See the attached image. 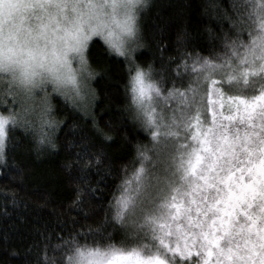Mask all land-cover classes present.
Returning <instances> with one entry per match:
<instances>
[{
    "label": "snow or ice",
    "instance_id": "6c2138e0",
    "mask_svg": "<svg viewBox=\"0 0 264 264\" xmlns=\"http://www.w3.org/2000/svg\"><path fill=\"white\" fill-rule=\"evenodd\" d=\"M251 6L264 10V0ZM238 7L233 0L230 9ZM148 8L149 0H0V162L30 137L37 153L57 151L65 121L54 118L56 97L91 119L93 136L110 139L92 112L93 36L123 59L125 110L151 136L150 146H137L136 190L129 196L130 182L121 180L107 205L97 194L104 185L92 183L102 163L87 152L94 145L69 157L65 168L86 182L72 210L79 215L87 193L99 204L96 227L44 243L35 264H264V76L258 94L241 90V81L255 89L249 76L264 73V18L245 43L242 22L225 8L218 18L236 31L209 28V56L189 51L180 30L175 54L165 59L167 45L158 42L159 61H143L134 54L151 47L142 25ZM78 127L74 119L71 129Z\"/></svg>",
    "mask_w": 264,
    "mask_h": 264
},
{
    "label": "trees",
    "instance_id": "16d2710c",
    "mask_svg": "<svg viewBox=\"0 0 264 264\" xmlns=\"http://www.w3.org/2000/svg\"><path fill=\"white\" fill-rule=\"evenodd\" d=\"M232 2L233 0H149L142 25L151 41V47L139 49L134 55L143 61L155 56L159 61V42L167 45L168 50L164 53V58L167 59L177 50V31L183 30L186 33V48L201 56H209L212 51L209 28L218 33L223 29L235 34V28L227 20L218 18L221 10L230 9ZM235 3L239 7L230 9V13L234 19L242 22L244 30L240 39L247 43L250 39L249 30L253 34L259 31L257 23L264 18V10L251 6L255 5L256 0H235ZM213 4L217 8L214 9ZM86 51L90 66L98 73L90 82L97 97L92 112L98 126L105 130L110 139L93 136L91 119L86 120L60 97H56L53 100L54 118L65 121L55 134L57 151L51 153L44 150L37 153L33 150L34 140L31 137L9 149L6 163L0 162V264H35L37 257L43 256L44 243H56L61 234L66 236L73 228L79 231L81 227L87 230L89 225L96 227L92 214L99 204L87 193H81L84 205L79 215L72 210L76 187L86 182L77 181V173H70L65 168L70 156L77 152L84 155L82 149L89 143L94 145L88 146L87 152L99 153L102 163L99 166L100 175H94L92 183L100 181L104 185L97 189V194L103 193V203L107 205L121 180L131 182L135 176L140 162L137 146L143 149L151 144V136L143 120L132 119L125 110L128 77L123 59L115 55L109 56L104 41L96 36L90 39ZM262 76L264 73L259 72L256 76L250 75L249 81L257 82L255 89L241 81V90L247 94L253 91L258 94V81ZM74 119L79 124L75 132L71 129ZM85 133L88 134L87 141L82 139V134ZM137 183L138 181L135 187ZM85 213L88 214V219L84 218ZM99 215L102 217L103 212ZM72 221L76 223L73 224ZM41 233L44 234L43 241ZM49 236L51 241L47 240ZM121 239V233L114 234L115 242L119 243ZM48 255H52L50 249Z\"/></svg>",
    "mask_w": 264,
    "mask_h": 264
},
{
    "label": "rangeland",
    "instance_id": "374dc122",
    "mask_svg": "<svg viewBox=\"0 0 264 264\" xmlns=\"http://www.w3.org/2000/svg\"><path fill=\"white\" fill-rule=\"evenodd\" d=\"M94 37V36H93ZM96 37H99V36H96ZM100 38V37H99ZM138 177L134 176L132 178V181L129 183V196L132 195V193H130V191L134 192L136 190V187H135V184L136 182L138 181Z\"/></svg>",
    "mask_w": 264,
    "mask_h": 264
}]
</instances>
